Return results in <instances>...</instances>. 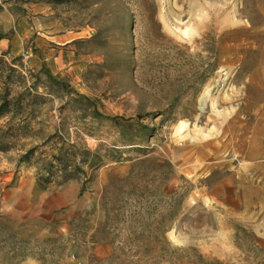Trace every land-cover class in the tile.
I'll use <instances>...</instances> for the list:
<instances>
[{
    "label": "rangeland",
    "instance_id": "1",
    "mask_svg": "<svg viewBox=\"0 0 264 264\" xmlns=\"http://www.w3.org/2000/svg\"><path fill=\"white\" fill-rule=\"evenodd\" d=\"M3 82L0 264H264V0H0Z\"/></svg>",
    "mask_w": 264,
    "mask_h": 264
},
{
    "label": "trees",
    "instance_id": "2",
    "mask_svg": "<svg viewBox=\"0 0 264 264\" xmlns=\"http://www.w3.org/2000/svg\"><path fill=\"white\" fill-rule=\"evenodd\" d=\"M11 90L9 84L1 83L0 86V118L6 115H18L22 110V106L24 105V96L16 95L15 97L11 96ZM26 118H19V124L10 126V123H6V125H0V150L5 151L11 147V140L14 138V131H19L21 124ZM4 127V128H3ZM33 152V148L28 149L23 155H21V161H25L28 159L29 154ZM173 218L170 220L173 222ZM171 226V225H169ZM169 226H165L164 224H158L156 229H158L162 234L165 233Z\"/></svg>",
    "mask_w": 264,
    "mask_h": 264
},
{
    "label": "crops",
    "instance_id": "3",
    "mask_svg": "<svg viewBox=\"0 0 264 264\" xmlns=\"http://www.w3.org/2000/svg\"><path fill=\"white\" fill-rule=\"evenodd\" d=\"M260 247H261L262 250H264V242H262V243L260 244Z\"/></svg>",
    "mask_w": 264,
    "mask_h": 264
}]
</instances>
